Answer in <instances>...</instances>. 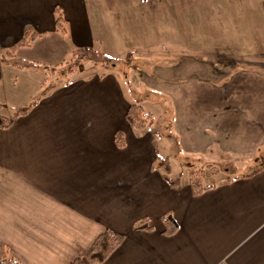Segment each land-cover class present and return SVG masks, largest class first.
<instances>
[{"label": "crops", "instance_id": "0c3cea01", "mask_svg": "<svg viewBox=\"0 0 264 264\" xmlns=\"http://www.w3.org/2000/svg\"><path fill=\"white\" fill-rule=\"evenodd\" d=\"M85 1L0 0L1 50L25 27L39 35L16 47L15 57L49 67L70 60L73 48L102 43ZM216 1L225 26L246 25L243 16L252 11L248 23L260 26L264 42V0ZM95 4L96 20L110 33L136 32L141 0H112L107 12ZM55 6L65 34L55 30ZM191 58L179 55L158 67L153 81L144 77L156 102L168 103L178 151L200 163L255 155L256 166L244 173L259 170L233 174L199 194L188 183L169 185L154 161L155 134L135 133L125 119L127 75L77 78L40 94L0 129V241L12 257L21 264H69L109 229L124 235L121 243L103 262L84 264H264V56L228 70ZM135 70L129 69L139 87ZM117 130L122 147L114 142ZM163 215L178 225L172 234L163 232ZM143 218L151 229L134 228Z\"/></svg>", "mask_w": 264, "mask_h": 264}, {"label": "rangeland", "instance_id": "374dc122", "mask_svg": "<svg viewBox=\"0 0 264 264\" xmlns=\"http://www.w3.org/2000/svg\"><path fill=\"white\" fill-rule=\"evenodd\" d=\"M111 1L85 2L90 10L93 34L95 38L101 36L102 40V43L95 40L93 48L113 57L112 60L94 61L83 56L72 67L40 71L19 69L8 64L7 56L0 47V102L3 103L0 114L10 115L14 107H24L40 94L48 93L60 84L73 83L77 78L111 73L124 79L127 75L122 85L130 102L141 103L154 117L153 123L145 130L133 131L155 134L151 140L157 154L154 161L161 166L163 173L164 166L168 165V175L171 178L179 177V182L184 185L188 183L189 169L203 168L206 163L185 158L178 151L171 133L168 103L163 100L156 102L159 99L155 98L154 91L149 90L146 79L153 81L158 76V67H167L179 55H192L191 60H198L202 66L213 65L215 62L218 66L224 65L222 67L225 70L253 66L249 60L264 56L261 28L258 24L248 23L251 16L254 19L252 11L249 15V11L245 12L243 17L247 23L242 27L232 26L228 22L226 26L222 25L223 20L216 17V0H141V16L134 27L136 32L120 37L110 33L112 28L96 20L98 17L93 7L95 2L107 12L104 7ZM126 55L131 56L129 62H125ZM131 68H139L133 72L141 80L139 87L134 86L136 81L130 75ZM254 156L224 155L214 164L229 174L244 173L256 166V163L253 165Z\"/></svg>", "mask_w": 264, "mask_h": 264}, {"label": "trees", "instance_id": "16d2710c", "mask_svg": "<svg viewBox=\"0 0 264 264\" xmlns=\"http://www.w3.org/2000/svg\"><path fill=\"white\" fill-rule=\"evenodd\" d=\"M55 18V30L60 34H65V20L63 18V14L61 8L55 6L53 9ZM39 34L35 32L33 29L29 27H25L23 29L21 37L13 44L9 45L5 50V55L7 56L6 60L16 67V68H29L40 66L41 68L47 69H55L57 67L68 66L72 67V65L76 64L77 60L83 56H88L94 61H109L112 60L113 57L103 53L99 50H96L92 47H78L73 48L71 50L72 57L74 58L71 61L66 60L60 65L49 67L47 65L29 62L26 60L19 59L15 57L14 50L19 46H29L33 39H35ZM131 60V56L126 55L125 62H129ZM35 99L32 100L31 103L24 107H14L13 111L10 115H1L0 114V129L8 128L13 121L27 113L29 108L34 104ZM3 106V103L0 102V108ZM125 119L128 124L137 130H143L148 127L152 122V114L147 112L141 103L138 102H130L127 106ZM114 142L118 147H122L125 145V140L123 137V133L117 130L114 134ZM168 165L164 166L162 177L169 185H175L179 181V177L171 178L168 174V170L166 169ZM199 169V170H198ZM196 167L190 168L188 171V184L192 194H199L202 191L213 187L217 183L227 182L231 179L237 177L238 175L229 174L225 171V169H220L214 163H206L203 168ZM259 169H254L252 171L240 174L242 177L251 176ZM161 220L164 224V233L172 234L177 229V223L170 215H163ZM149 219L143 218L138 220L134 228L135 229H151V225L148 224ZM124 235L122 233L114 232L109 229H105L98 233L91 247L83 254L75 256L69 264H84V262L89 263H101L103 262L113 250L121 243ZM0 264H21L17 259L12 257L7 249L6 244L0 241Z\"/></svg>", "mask_w": 264, "mask_h": 264}, {"label": "built area", "instance_id": "2783aa9c", "mask_svg": "<svg viewBox=\"0 0 264 264\" xmlns=\"http://www.w3.org/2000/svg\"><path fill=\"white\" fill-rule=\"evenodd\" d=\"M218 264H227L225 261H220Z\"/></svg>", "mask_w": 264, "mask_h": 264}]
</instances>
